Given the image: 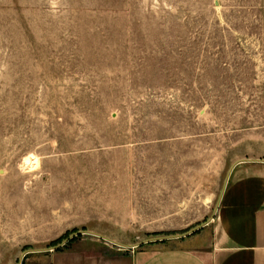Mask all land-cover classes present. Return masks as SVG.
Here are the masks:
<instances>
[{
  "label": "rangeland",
  "instance_id": "obj_1",
  "mask_svg": "<svg viewBox=\"0 0 264 264\" xmlns=\"http://www.w3.org/2000/svg\"><path fill=\"white\" fill-rule=\"evenodd\" d=\"M244 158L264 160V0H0V264L208 235Z\"/></svg>",
  "mask_w": 264,
  "mask_h": 264
},
{
  "label": "crops",
  "instance_id": "obj_2",
  "mask_svg": "<svg viewBox=\"0 0 264 264\" xmlns=\"http://www.w3.org/2000/svg\"><path fill=\"white\" fill-rule=\"evenodd\" d=\"M215 210L208 235L192 232L196 227L169 236L180 238L177 243L146 244L128 254L127 264H264L263 159L231 166ZM88 264H117V253Z\"/></svg>",
  "mask_w": 264,
  "mask_h": 264
},
{
  "label": "water",
  "instance_id": "obj_3",
  "mask_svg": "<svg viewBox=\"0 0 264 264\" xmlns=\"http://www.w3.org/2000/svg\"><path fill=\"white\" fill-rule=\"evenodd\" d=\"M101 236H103V235H101ZM150 240V239H149Z\"/></svg>",
  "mask_w": 264,
  "mask_h": 264
}]
</instances>
